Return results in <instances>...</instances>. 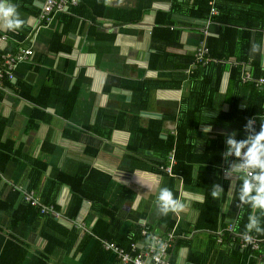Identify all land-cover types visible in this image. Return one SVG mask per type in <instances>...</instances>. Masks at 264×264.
Listing matches in <instances>:
<instances>
[{
	"label": "crops",
	"instance_id": "0c3cea01",
	"mask_svg": "<svg viewBox=\"0 0 264 264\" xmlns=\"http://www.w3.org/2000/svg\"><path fill=\"white\" fill-rule=\"evenodd\" d=\"M80 1V7L68 4L41 21L45 0H11L24 26L8 30L0 25V54L32 49L0 86V199L9 202L17 190L20 204L39 209L37 216L15 213L19 205L0 209V264H15L11 257L17 254H3L10 239L24 251L19 264H121L106 243L143 251L150 236L168 233L174 242L166 264L170 255L172 264H264V234L247 233L259 240L256 248L242 247L237 236L221 238L230 224L245 235L236 227L243 213L248 223L251 217L264 228V210L250 200L256 189L240 200L245 173L239 157L227 151L217 163L211 150L219 136L237 133L216 116L217 109L229 108L223 94L235 56L223 62L219 93L209 100L213 111L186 136L190 148L184 161L192 183L166 163L174 148L168 150L164 141L177 134L187 108L184 98L200 88L192 53L201 30L206 40L218 35L219 26L192 14L194 0H152L142 12L140 0ZM246 2L254 8L255 0ZM227 5L236 9L237 22H251L252 17L238 13V0ZM260 42L264 65V31ZM247 94L242 86L241 98ZM206 127L211 128L207 134ZM40 168L39 187L28 188ZM56 174L70 178L52 185ZM140 183L156 188L150 191ZM213 184L224 190L219 199L211 196ZM161 187L176 191L185 210L159 214ZM78 197L73 215L70 208ZM127 239L132 241L128 246L118 244Z\"/></svg>",
	"mask_w": 264,
	"mask_h": 264
},
{
	"label": "trees",
	"instance_id": "16d2710c",
	"mask_svg": "<svg viewBox=\"0 0 264 264\" xmlns=\"http://www.w3.org/2000/svg\"><path fill=\"white\" fill-rule=\"evenodd\" d=\"M198 0H194V6L197 10H192V14L196 15L198 19H205L211 20L212 23H215L219 26V32L216 37L207 36L206 38V46L208 47V53L205 55L208 58L206 63L204 62H197L195 63V72L194 75L197 76L200 73L201 77H197L200 79V88L198 91L195 90L190 97L184 98V102L187 104V108L185 110V115H183L181 121L178 123L177 127V136L174 137L169 136L164 143L167 146L168 150L174 148V153L168 157V161L166 163H172V172L175 174H179L182 176L183 180L187 183L191 181V170L189 169L188 163L184 161V153H186L187 148H190V144L186 138L189 132H191L196 126L202 121L206 115H208L211 111H213V104L209 102L213 98V96L219 93V83L222 77V73L225 70L224 61L229 56H235L236 62L230 67L228 85L225 93L223 94L229 102V108L226 111H219L220 109L216 110V116L219 115V120L223 122L225 126L236 128L237 133L232 135L231 138L235 139L237 142H240L246 139L247 136H252L257 134L260 131V121L257 118L256 122L254 123L253 131H245V126L247 124L248 118H255L258 116H264V82L258 83L259 78L264 79V65L260 63V52L253 53L251 51L252 45L255 43L260 44L262 33L264 31V9L261 8L263 0H255V6L247 7L246 0H238L239 4H241V8L239 10V14L241 17H249L251 18V22H237L235 17L236 9L232 6L227 5V0H219L216 4L214 1L213 6L215 7L217 13L211 14L210 9V0H199L203 4L199 5ZM218 1V0H217ZM152 0H140L138 8V12H142L145 9L149 8ZM83 1L78 3L80 7ZM135 18V17H134ZM137 18V17H136ZM135 20H139V17ZM134 20V19H131ZM203 32V30H201ZM200 31V32H201ZM178 32V31H177ZM202 32L200 33L199 42L203 39ZM175 37V36H174ZM258 40V41H257ZM20 48V47H18ZM193 51L192 55L194 56ZM1 55V54H0ZM245 64H250L249 70L244 68ZM248 71L250 73V78L246 81L242 80L243 73ZM8 79V78H3ZM1 80V84H2ZM243 81V82H242ZM1 86V85H0ZM246 87L248 89V94L246 99H242L240 96L241 87ZM212 104V106H211ZM210 108V109H209ZM206 110L205 112H203ZM219 112V113H218ZM208 113V114H207ZM204 115V117L202 116ZM2 125V124H1ZM31 125H34V123ZM158 125H161L159 122ZM229 135H221L217 139V141L213 142L212 151L215 153L216 156L219 157L217 163H220V157H222L223 153H226L229 150V146L227 145V139ZM1 145V144H0ZM250 144L247 145L246 149L248 150ZM179 149L182 152L179 153ZM210 150V151H211ZM242 150V149H241ZM224 155V154H223ZM234 156V153L231 154ZM174 158V160H173ZM264 159V157H262ZM172 160V161H171ZM174 161V162H173ZM164 165L162 166L165 169ZM168 167V166H167ZM219 165H217L214 169L219 173ZM251 169V167H249ZM256 174H259V168H253ZM3 171V167L0 164V174ZM42 173V168L34 172V175L30 179V183L28 184V188H35L39 187L40 183V174ZM208 174L210 172H207ZM203 174V173H202ZM70 178V177H69ZM69 178H63L61 175L51 176L50 182L53 183L57 180L63 182L65 179L69 180ZM199 178V177H198ZM194 182L195 184L199 183L200 180L203 178L200 176L198 181ZM1 179V177H0ZM172 179V178H170ZM51 189V187H49ZM53 188V187H52ZM15 190V189H14ZM173 192L174 198H177V192L171 190ZM51 192V191H50ZM20 193L15 190L12 195V199L7 202V200L0 199V209L12 211V209L18 208L15 210V213L21 212H28L33 213L36 216L39 214V209L34 206L20 204L19 197ZM84 195L80 194V199L83 198ZM80 199L72 205L70 211L73 212V215L78 211L80 206ZM45 200V198H44ZM49 200V199H48ZM47 200V201H48ZM261 215V214H260ZM246 224H248L247 213H243L242 217L236 221V227L238 230L245 232L246 231ZM260 227V226H258ZM262 228V227H260ZM142 229V228H141ZM179 230V227H178ZM138 235H140V231H138ZM253 233H255L253 231ZM262 236L263 234H257ZM145 238V235H142ZM165 236V235H164ZM161 236V237H164ZM239 238L238 240H242L241 234L235 233L234 230H224L222 232L221 238L224 240H229L230 238ZM112 239V238H108ZM133 240V239H132ZM135 240V239H134ZM179 240V239H178ZM131 240H125L124 242H118L119 245L128 246ZM235 240H230V242H234ZM174 242V240L172 241ZM13 243V244H12ZM100 244V241L98 242ZM262 243V241H261ZM173 244V243H172ZM234 246L236 242L233 243ZM19 250H18V248ZM247 247V246H246ZM22 246L20 244L14 243L13 240H9L3 250V254H17L12 256L11 258L15 264H19L21 262L22 257H24V251H22ZM170 248L172 245L167 249V254L169 255ZM20 251L21 256H20ZM169 263L172 264L173 262V255L169 256L168 259ZM167 262V259H166Z\"/></svg>",
	"mask_w": 264,
	"mask_h": 264
},
{
	"label": "clouds",
	"instance_id": "9594fccd",
	"mask_svg": "<svg viewBox=\"0 0 264 264\" xmlns=\"http://www.w3.org/2000/svg\"><path fill=\"white\" fill-rule=\"evenodd\" d=\"M18 5L11 2V0H0V25L8 30H18L24 26L25 21L20 18L18 12ZM261 46L259 44H253L251 51L253 53L260 52ZM208 114V113H207ZM209 115V114H208ZM260 121V131L252 136H247L246 139L237 142L232 139L229 134L227 139V145L229 146L228 155L235 154L239 157L241 155V149L245 148L246 145L250 144L247 152L245 153L246 164L243 167L259 168L260 174L254 177L259 182V186L256 187L257 195L250 197L252 201V207L264 210V116H258L255 118H248L245 126V131H253V124L256 119ZM211 131L210 127L203 129V132L207 134ZM251 174V173H250ZM141 186L148 188L150 191L156 188V185H144ZM254 185L250 184L247 180L245 181L240 200L243 201L245 197L253 190ZM224 192L223 188L219 184H213L211 190V196L214 199H219L221 194ZM156 206L157 211L161 215H167L169 212L179 213L185 210L186 205L180 199L174 198L173 192L168 187H161L158 189L156 194ZM250 223L246 224V236L247 233L255 232L257 234H264V228L258 227V221L249 217ZM250 240L251 237H248ZM148 246L157 250L158 255L156 256L157 261L159 260V253L165 251L166 245L162 240L157 239L155 236L148 238Z\"/></svg>",
	"mask_w": 264,
	"mask_h": 264
},
{
	"label": "built area",
	"instance_id": "2783aa9c",
	"mask_svg": "<svg viewBox=\"0 0 264 264\" xmlns=\"http://www.w3.org/2000/svg\"><path fill=\"white\" fill-rule=\"evenodd\" d=\"M215 0H210L211 14L217 13L215 7L213 6ZM79 3V0H45L44 5L42 6V14H41V21H45L51 12L53 11H60L67 8L68 4L76 5ZM207 29V28H206ZM203 30V29H202ZM203 32L206 34V31L203 30ZM208 47L206 46V40L205 37L199 42V45H197L194 56H193V62H204L206 63L208 61V58L205 57V55L208 53ZM32 54L31 48H17L13 52H7L0 55V85L1 80L3 78H12L13 76V68L15 67L17 62H20L22 60H25L28 58L29 55ZM250 73L248 71L243 73L242 80L246 81L250 78ZM264 79L259 78L258 83H263ZM245 148L241 150V155L239 156V166L245 173V178L243 180V187L245 184V181L247 180L250 184H253V190L256 189V187L259 186V182L254 179V177L258 176L259 174H256L252 169L249 167H243V165L246 164L245 160V153L247 152ZM172 161V160H171ZM165 170L169 171V167H165ZM251 173V174H250ZM24 197L26 199H30L32 203H34V196L31 193L25 192ZM229 231L232 230V225L230 224L228 229ZM174 235L171 233H168L165 237L158 238L159 240H162L165 245V251L163 253H159V260L157 261L156 256L158 255L157 250H153L149 247L148 250L138 251L134 250V245H132L131 250L124 251L120 248H118L113 243H106V248H110L114 251V253L117 254V257L120 260L121 264H166L165 256L167 255V249L172 245ZM248 237H251L249 240ZM259 240L254 239L252 236H249L246 234L242 236L241 240V246L246 247L248 245H251L253 248L257 247V243Z\"/></svg>",
	"mask_w": 264,
	"mask_h": 264
}]
</instances>
